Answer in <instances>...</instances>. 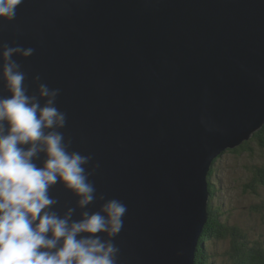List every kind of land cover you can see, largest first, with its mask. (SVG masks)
Here are the masks:
<instances>
[{"label":"water","instance_id":"1","mask_svg":"<svg viewBox=\"0 0 264 264\" xmlns=\"http://www.w3.org/2000/svg\"><path fill=\"white\" fill-rule=\"evenodd\" d=\"M0 43L35 49L13 57L28 94L36 74L60 89V131L127 206L119 264H195L209 167L264 123V0H23ZM49 192L75 207L61 183Z\"/></svg>","mask_w":264,"mask_h":264},{"label":"clouds","instance_id":"2","mask_svg":"<svg viewBox=\"0 0 264 264\" xmlns=\"http://www.w3.org/2000/svg\"><path fill=\"white\" fill-rule=\"evenodd\" d=\"M22 3L0 0V22L14 20ZM34 51L0 43V77L10 93L0 98V264H119L114 238L127 206L97 192L90 177L99 163L71 150V138L60 131L67 123L56 106L60 89L36 74V91L28 94L26 73L13 57ZM58 182L76 197L75 207L62 214L49 192ZM98 200L104 201L99 209L88 211ZM77 209L79 218L73 219Z\"/></svg>","mask_w":264,"mask_h":264},{"label":"rangeland","instance_id":"3","mask_svg":"<svg viewBox=\"0 0 264 264\" xmlns=\"http://www.w3.org/2000/svg\"><path fill=\"white\" fill-rule=\"evenodd\" d=\"M263 126L264 123L246 140V148L241 144L226 148L209 167V171L213 169L209 183L215 184L214 197L210 193L209 201L218 210L219 220L236 227L239 242L256 246L264 245V186L254 180L253 172L264 166V153L253 135ZM248 180L251 185L247 184ZM206 245L207 264H234L228 239H214Z\"/></svg>","mask_w":264,"mask_h":264},{"label":"trees","instance_id":"4","mask_svg":"<svg viewBox=\"0 0 264 264\" xmlns=\"http://www.w3.org/2000/svg\"><path fill=\"white\" fill-rule=\"evenodd\" d=\"M263 131H264V126L259 131L260 134ZM259 132H256L253 135L255 138L254 141L258 142L259 147L264 153V134L260 135ZM245 145H247V141L241 143V147H245ZM216 160L217 158L214 159V161ZM212 172L213 169H211L208 174V187L211 193V197L213 198L215 194V184L214 182L213 185L209 183ZM253 177L256 182H259L261 185L264 186V166H261L259 170H255L253 172ZM247 184L251 185L250 180L247 181ZM218 217H219L218 210L215 208V206L213 205V203H211L210 200L208 204L207 221L205 223L203 232L200 236L197 250L195 253V264H207V260L204 259L202 256L207 246L206 243L214 239L229 240L231 244V250L233 251L232 257L234 258V264H264V245L260 243L259 245L256 246L254 243H252V245H249L251 242H247V243H242V241L239 242L237 238L240 236L237 235L238 232L236 227L229 226L228 223H226L225 221L221 222ZM242 238L244 239L243 236Z\"/></svg>","mask_w":264,"mask_h":264},{"label":"bare ground","instance_id":"5","mask_svg":"<svg viewBox=\"0 0 264 264\" xmlns=\"http://www.w3.org/2000/svg\"><path fill=\"white\" fill-rule=\"evenodd\" d=\"M208 177L206 176V179H207ZM207 186H208V183H207Z\"/></svg>","mask_w":264,"mask_h":264}]
</instances>
